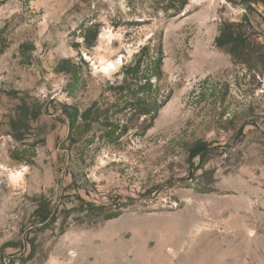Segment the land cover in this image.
Returning <instances> with one entry per match:
<instances>
[{
	"label": "rangeland",
	"instance_id": "rangeland-1",
	"mask_svg": "<svg viewBox=\"0 0 264 264\" xmlns=\"http://www.w3.org/2000/svg\"><path fill=\"white\" fill-rule=\"evenodd\" d=\"M0 264H264V0H0Z\"/></svg>",
	"mask_w": 264,
	"mask_h": 264
},
{
	"label": "trees",
	"instance_id": "trees-1",
	"mask_svg": "<svg viewBox=\"0 0 264 264\" xmlns=\"http://www.w3.org/2000/svg\"><path fill=\"white\" fill-rule=\"evenodd\" d=\"M146 48H143L141 51L142 53H145ZM148 60L149 56L144 55ZM140 60V59H139ZM152 66L149 65L148 70L146 71L144 75L145 84L143 85L142 92L146 95L151 94L152 90V82L151 80L154 78L156 80L160 79L162 77V71H161V65H162V57H161V50H159V57L155 58L152 62L149 61ZM142 106H144V111H142L144 115H149L150 113L155 114V109L153 110L148 106V103H143ZM153 114V115H154ZM149 128V126L147 127Z\"/></svg>",
	"mask_w": 264,
	"mask_h": 264
},
{
	"label": "clouds",
	"instance_id": "clouds-1",
	"mask_svg": "<svg viewBox=\"0 0 264 264\" xmlns=\"http://www.w3.org/2000/svg\"><path fill=\"white\" fill-rule=\"evenodd\" d=\"M24 171H27V169L25 168L24 169ZM20 176H21V174L20 173H18L16 176H14L13 177V179L15 180V179H19L20 178Z\"/></svg>",
	"mask_w": 264,
	"mask_h": 264
},
{
	"label": "bare ground",
	"instance_id": "bare-ground-1",
	"mask_svg": "<svg viewBox=\"0 0 264 264\" xmlns=\"http://www.w3.org/2000/svg\"><path fill=\"white\" fill-rule=\"evenodd\" d=\"M109 67H113V64L110 63L108 66H103L102 68L107 70Z\"/></svg>",
	"mask_w": 264,
	"mask_h": 264
}]
</instances>
